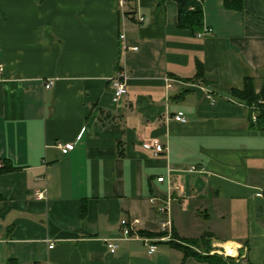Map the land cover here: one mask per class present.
<instances>
[{"label": "crops", "instance_id": "1", "mask_svg": "<svg viewBox=\"0 0 264 264\" xmlns=\"http://www.w3.org/2000/svg\"><path fill=\"white\" fill-rule=\"evenodd\" d=\"M122 1L0 0V264H208L170 244L202 237L264 264V130L231 95L264 77V0H196L197 31Z\"/></svg>", "mask_w": 264, "mask_h": 264}, {"label": "trees", "instance_id": "2", "mask_svg": "<svg viewBox=\"0 0 264 264\" xmlns=\"http://www.w3.org/2000/svg\"><path fill=\"white\" fill-rule=\"evenodd\" d=\"M176 3L178 26L187 27L192 31L199 30L201 26V7L198 1L177 0ZM231 95L246 106L250 124L257 129L264 130V77L261 79L260 86L257 90L254 89L250 79L244 78L242 88L240 90H232ZM255 108H257V111H254ZM252 114L254 115L253 120L251 119ZM4 169L5 167L0 165V171ZM201 240H203V237L198 241ZM181 241L182 242L172 241L170 244L181 250L183 256H192L208 264H252L246 259L241 262L231 256H220L214 253L208 254L207 250L199 252L191 246L196 244V242H198L197 240L182 239Z\"/></svg>", "mask_w": 264, "mask_h": 264}, {"label": "built area", "instance_id": "3", "mask_svg": "<svg viewBox=\"0 0 264 264\" xmlns=\"http://www.w3.org/2000/svg\"><path fill=\"white\" fill-rule=\"evenodd\" d=\"M123 4V1L120 0L119 5L121 6ZM210 33L209 28H202L200 33H197V36L201 35H206ZM119 39L123 38V34L118 35ZM134 49V48H132ZM0 75H1V66H0ZM53 83V79H46L43 82V88L47 89L50 88ZM109 86L111 89V99L112 101H117L119 100L126 92L125 90V83H124V74L119 70L116 72L114 76H112L109 80ZM173 118L177 121H183L184 118L181 114V112H177ZM251 119H254V115H251ZM142 147L145 149H151L155 153H159L163 150V146L159 144V142L155 139H145L141 143ZM55 147L58 149L60 154H65L68 151H70L73 147L72 142H56ZM157 181H161L162 178L158 177L156 179ZM256 195H260L259 192L256 193ZM36 197H41V193L37 192L35 193ZM158 213L164 215V219L162 218L161 221L159 222V230L161 232H166L167 235H162V237L159 238V240H164L168 237L169 234V220L167 216L164 214L165 209L163 206H158L157 207ZM138 222L136 220L133 221H127L126 219H121L119 221V226H120V235H118L115 239H137L140 240L145 246H146V252L148 254L154 252L155 250V244L153 243L155 239L151 238H146V237H139L138 235L135 234V224ZM114 238H105L104 243L106 245V248L109 251H113L114 248L116 247V244L114 243ZM52 246V242H48V247Z\"/></svg>", "mask_w": 264, "mask_h": 264}, {"label": "rangeland", "instance_id": "4", "mask_svg": "<svg viewBox=\"0 0 264 264\" xmlns=\"http://www.w3.org/2000/svg\"><path fill=\"white\" fill-rule=\"evenodd\" d=\"M254 111H257V108H255ZM191 246H192V248L197 249L199 252H204L205 250H207L208 254L214 253V254H218L220 256H231L234 259H236L237 261H241V262L244 261V258L241 257L242 253L240 251L234 252L233 255L224 254L221 249L219 250L218 248H213L210 244V240L207 238H203V240L198 241V242H196V244L191 245ZM210 251H212V252L210 253Z\"/></svg>", "mask_w": 264, "mask_h": 264}]
</instances>
